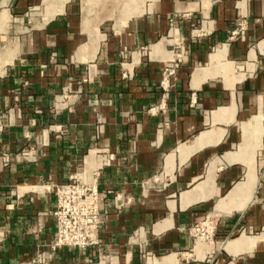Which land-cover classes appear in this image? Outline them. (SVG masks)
Masks as SVG:
<instances>
[{"label": "crops", "instance_id": "crops-1", "mask_svg": "<svg viewBox=\"0 0 264 264\" xmlns=\"http://www.w3.org/2000/svg\"><path fill=\"white\" fill-rule=\"evenodd\" d=\"M45 2L0 0V264L83 169L98 244L42 264H264V0Z\"/></svg>", "mask_w": 264, "mask_h": 264}, {"label": "built area", "instance_id": "built-area-1", "mask_svg": "<svg viewBox=\"0 0 264 264\" xmlns=\"http://www.w3.org/2000/svg\"><path fill=\"white\" fill-rule=\"evenodd\" d=\"M172 76L173 68L168 67L161 81L163 88L168 86ZM65 92L63 91V94ZM156 111L163 112V107L150 108L148 112ZM3 117H7L10 121V116L4 115ZM97 182L96 170L83 169L72 175L68 182L51 187L56 200L55 210L52 213L55 233L46 245L45 251L37 256L36 261L39 264L48 262L53 253L62 248L84 250L98 244L102 196L99 193ZM210 226L211 222L206 220L196 227L200 238H207Z\"/></svg>", "mask_w": 264, "mask_h": 264}, {"label": "bare ground", "instance_id": "bare-ground-1", "mask_svg": "<svg viewBox=\"0 0 264 264\" xmlns=\"http://www.w3.org/2000/svg\"><path fill=\"white\" fill-rule=\"evenodd\" d=\"M52 0H46V5H49L51 3Z\"/></svg>", "mask_w": 264, "mask_h": 264}]
</instances>
